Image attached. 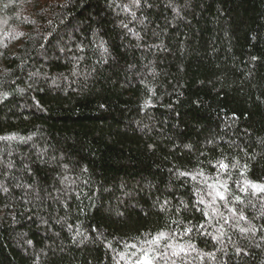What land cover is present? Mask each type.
I'll return each mask as SVG.
<instances>
[{
  "label": "trees",
  "instance_id": "obj_1",
  "mask_svg": "<svg viewBox=\"0 0 264 264\" xmlns=\"http://www.w3.org/2000/svg\"><path fill=\"white\" fill-rule=\"evenodd\" d=\"M260 188L264 0H0V264H264Z\"/></svg>",
  "mask_w": 264,
  "mask_h": 264
},
{
  "label": "rangeland",
  "instance_id": "obj_2",
  "mask_svg": "<svg viewBox=\"0 0 264 264\" xmlns=\"http://www.w3.org/2000/svg\"><path fill=\"white\" fill-rule=\"evenodd\" d=\"M147 261V264H150L149 260L147 258H143L140 262V264H145V262Z\"/></svg>",
  "mask_w": 264,
  "mask_h": 264
},
{
  "label": "snow or ice",
  "instance_id": "obj_3",
  "mask_svg": "<svg viewBox=\"0 0 264 264\" xmlns=\"http://www.w3.org/2000/svg\"><path fill=\"white\" fill-rule=\"evenodd\" d=\"M253 187H259V186H255V185H254ZM260 190H261V191H264V188H260ZM221 198H223V197H221ZM145 264H147V261L145 262Z\"/></svg>",
  "mask_w": 264,
  "mask_h": 264
}]
</instances>
